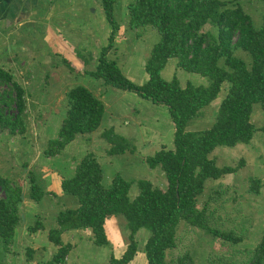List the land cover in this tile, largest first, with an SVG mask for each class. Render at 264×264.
<instances>
[{"label":"trees","instance_id":"trees-1","mask_svg":"<svg viewBox=\"0 0 264 264\" xmlns=\"http://www.w3.org/2000/svg\"><path fill=\"white\" fill-rule=\"evenodd\" d=\"M96 1L101 2L111 31L95 68L86 71L103 79L106 85L135 92L155 104L167 106L175 128L174 145L145 158L151 168L161 167L167 183L159 186L151 180L129 181L116 175L111 184L106 185L96 154L85 153L76 160L74 174L62 180L64 194L75 201L76 206L66 204L59 210L56 225L47 230L55 250L41 263L67 264L73 244L64 242L62 235L70 230H91L95 245L110 248L111 264H130L140 250L145 254L146 264H196L190 251L169 263L166 259L167 250L177 246L182 222L232 244L243 242L244 233L221 229L214 224L216 209H210L208 202L221 195L211 194L203 207L199 205L208 179L219 181L227 174L236 173L245 162L241 159L237 166H219L211 156L213 151L219 146L250 144L256 131L264 132V118L260 125L253 120L256 104L264 111V12L257 22L239 2L230 0H128L126 27L137 30V36L146 28L160 34L146 60L148 79L138 84L123 72L112 56L117 49L121 26L115 14L119 0ZM207 26L210 28L206 29ZM171 58H177V68L208 78L207 85L191 81L184 84L177 76L171 80L164 78L162 71ZM83 60L89 63L88 59ZM223 89L226 94L214 123L203 130H189L190 123L205 115L204 108L214 104ZM28 107L26 88L10 69L0 66V134L27 133ZM105 109L103 100L87 86L70 88L66 92V112L58 135L48 141L45 155L55 157L79 135L96 131L102 124ZM101 136L111 145L109 155L136 151L135 145L131 146L113 128L104 130ZM28 175L29 198L39 203L50 193L36 173L31 170ZM252 181L249 190L258 194L262 182L260 179ZM134 183L139 191L132 196L130 190ZM0 188L3 191L0 196V264H8L9 255L14 253L17 228L24 222L21 205L26 194L21 185L1 173ZM216 202L223 205V201ZM38 217L34 225L28 226L30 233L46 229ZM112 217L123 219L128 230L129 243L120 256L106 233V222ZM142 228L148 229L150 235L140 249L136 236ZM250 252L247 264H264V233ZM26 258L28 262L36 259L33 248L27 249ZM221 263L229 264L221 259L207 264Z\"/></svg>","mask_w":264,"mask_h":264},{"label":"rangeland","instance_id":"rangeland-1","mask_svg":"<svg viewBox=\"0 0 264 264\" xmlns=\"http://www.w3.org/2000/svg\"><path fill=\"white\" fill-rule=\"evenodd\" d=\"M71 1L58 0L54 11L58 14L49 11L45 4L39 5L38 11L40 15L47 14L46 20L38 17L35 22L24 24L20 32L14 28L12 31L16 36L21 33L20 38H0V60L3 58L0 63L3 61L2 64L10 68L16 79L26 88L29 105L27 133L11 135L5 132L0 135V159L2 156L7 157L4 161L0 160V173L21 185L26 194L21 205L24 222H20L21 226L13 245L15 254L9 255L8 264H29L31 261H24L28 248L34 249L36 259L49 257L55 250L54 244L48 239L47 230L56 225L55 216L64 207V201L55 198L57 193L51 189L52 185L51 188L48 186L50 190L47 187L50 193L48 197L42 198L39 203L29 198V171L32 170L39 176L43 187L45 184L42 177L47 181L50 179L49 184L60 181L62 186V176L72 166L75 167L76 160L87 152H94L102 164L106 185L111 184L116 175H121L129 181L151 180L159 186L167 183L161 167L151 168L145 160L161 148H172L174 145L175 128L167 106L155 104L135 92L106 85L103 79L87 73L86 70L95 68L101 48L108 44L111 29L101 2L78 0L72 7L65 9L63 5ZM230 1L239 2L257 22L260 21L264 12L263 0ZM127 2L128 0H119L115 6V14L121 26L117 49L112 56L130 79L143 84L148 79L146 60L153 46L159 41L160 34L153 28H146L137 36V30L127 28ZM61 10L63 14L60 13ZM47 11L49 13H46ZM208 28L210 26L206 29ZM3 40L6 45H3ZM241 55L248 59L246 53L242 52ZM12 58L17 59L15 65L20 69L9 67V64L13 63ZM83 59H88L89 63L86 64ZM162 75L167 80L177 76L184 84L191 81L194 84L207 85L209 82L208 78L200 74L177 68V58L169 59ZM77 85L87 86L107 104L102 124L92 133L79 135L59 157H47L44 152L48 141L58 135L65 116L66 92ZM225 94L226 90L223 89L214 104L204 108L207 110L205 115L192 121L188 129L203 130L210 127L215 121L216 112ZM260 107L259 104L254 106L256 112L253 120L258 125L264 118V111ZM56 108L59 109L58 112ZM110 128L125 137L131 146L135 145L136 151L132 153L127 150L123 154L109 155L107 151L111 145L101 136V132ZM211 156L217 160L219 166H237L241 159L245 161L236 173L227 174L219 181L208 179L199 205L203 207L211 194L221 195L217 200L208 202L210 209H216L214 224L221 229L244 233V241L232 244L182 222L178 228L177 246L167 250L168 263L190 251L196 264L218 262L220 259L229 264H247L250 250L259 243L264 233V132L256 131L250 144L219 146ZM6 169L9 174L5 173ZM253 179H260L262 182L258 194L249 190ZM138 191L139 188L134 183L130 194L135 196ZM0 195H3L1 188ZM64 197L69 196L64 194ZM216 201H223V205ZM47 210L49 211L43 219L42 215ZM38 216L46 229L30 233L27 228L35 224ZM110 223V229L109 224L107 227L110 241L120 256L129 243L128 230L121 218ZM85 232L74 231L65 235L66 241L81 240L80 246L70 253L69 264H111L110 248L90 242L89 235ZM149 235L150 231L146 228L138 231L136 237L140 249L144 248ZM144 255L140 253L135 262L130 264H143ZM30 264L40 262L33 260Z\"/></svg>","mask_w":264,"mask_h":264},{"label":"crops","instance_id":"crops-1","mask_svg":"<svg viewBox=\"0 0 264 264\" xmlns=\"http://www.w3.org/2000/svg\"><path fill=\"white\" fill-rule=\"evenodd\" d=\"M78 2V0H72L71 2H66L63 6H64V8L65 9H67L69 6L70 7H72L73 5H74V2ZM57 2H58V0H0V38H8V37H19L20 38V36H21V33H19L17 36L14 34V31H12V30H14V28H16V29H18L19 30V32H20V29H21V27H23V26H25L24 24H26V23H33V22H35L37 19H38V17H40V19H42V20H46V15L45 14H43V15H40V13H39V11H38V6L39 5H41V4H45L46 6H48V9H49V11H53V13H57L58 14V12H54L55 11V9H56V4H57ZM55 6V7H54ZM62 12V10L60 11V13ZM46 13H49L48 11L46 12ZM75 13V12H74ZM56 14V15H57ZM61 14H63V13H61ZM45 15V16H44ZM88 20H89V17H88ZM109 36V35H108ZM68 39V38H67ZM19 40V39H18ZM70 40V39H69ZM3 45H6V41L5 40H3ZM70 42H72L73 43V41H71L70 40ZM117 42H118V39H117ZM52 44V43H51ZM53 46V45H52ZM63 48V47H62ZM74 49H75V46L73 47ZM18 48H16V50H17ZM68 51V50H67ZM59 52H62V51H60L59 50ZM69 52V51H68ZM76 52V51H75ZM72 53V52H71ZM3 59V58H2ZM1 59V60H2ZM1 60H0V62H1ZM70 60V59H69ZM15 61H17V59H15V58H12L11 59V62H13V63H10L9 64V67H15L16 69H20L17 65H15ZM71 61V60H70ZM2 63H3V61H2ZM2 63H0V66H4L5 67V64H2ZM7 69H10V68H7ZM105 105H107V104H105ZM51 111L53 112L54 110H53V107L51 108ZM56 111L58 112L59 111V109L58 108H56ZM66 111V110H65ZM3 134V133H2ZM2 134H0V135H2ZM77 140V139H76ZM75 140V141H76ZM74 141V142H75ZM73 143V142H72ZM71 143V144H72ZM238 146V145H237ZM60 155V154H59ZM59 155H57V157H59ZM3 158H1L0 160H2V161H4L5 159H7V157H5V156H2ZM73 162V161H72ZM75 162V161H74ZM76 164H77V162H75ZM7 164H9L8 162H7ZM34 164V163H33ZM76 164L74 165V166H76ZM102 165V164H101ZM13 172V171H12ZM11 172V173H12ZM74 172H75V167L73 168V166H72V168H70L69 169V171L68 172H65L63 175L64 176H62V179H64V177H71L73 174H74ZM6 174H9V170H7L6 169V172H5ZM10 177H11V174H10ZM12 179V178H11ZM42 181H44L43 183L45 184V186H44V189L46 190V191H48L47 190V187L49 186H51L52 185V188L51 189H53V191L55 192V193H57V195L55 196V198L56 199H62L63 201H64V207L66 206V204H67V206H76V203H75V201H73L72 199H70L69 197H64V192H62L63 190H62V186H61V184H60V181L57 183V181H54L55 183L54 184H49L50 183V179H48V181H47V179L45 178V177H42ZM104 180V179H103ZM62 182V181H61ZM49 184V185H48ZM54 186V187H53ZM48 187V188H49ZM50 188H49V190H50ZM47 195H49V194H47ZM47 195H45V197H43V199L44 198H47L48 196ZM0 196H2V195H0ZM64 207H62V208H64ZM61 208V209H62ZM48 211L49 210H47V211H45L44 213H43V215H42V217H43V219H44V217H45V215L48 213ZM29 212H31V211H29ZM58 213H59V211H58ZM58 213H57V215H58ZM31 214H33V213H31ZM57 215L55 216V217H57ZM50 217V216H49ZM116 219H118V218H116V217H112V218H110L109 220H107V222H106V233H107V235H108V238L110 239L111 237L109 236V232L107 231V227H108V224H109V229H110V225H111V221L112 220H116ZM46 227V226H45ZM49 226H47V228H48ZM19 228L20 227H18L17 228V232H16V238H17V235H18V231H19ZM27 230H28V228H27ZM82 232V233H84L85 231H87V232H85L86 234H88L89 236H88V238H89V240H90V242H92V240H91V230H82V229H80V230H70V231H67V232H64V234L62 235L63 236V240H64V238H65V235L69 232V233H71V232ZM80 241L81 240H78V241H74V240H69V241H66V240H64V242H71L72 244H73V248H72V250H71V252L74 250V249H77L79 246H80ZM82 241H84L83 239H82ZM53 244V243H52ZM70 252V253H71ZM140 253H142V252H140ZM139 253V254H140ZM15 253H13V254H11V256H13ZM139 254L137 255V257L139 256ZM10 256V257H11ZM51 257V255L49 256V257H46V258H44V259H42V258H40V259H35V261H37V262H40V264H42L41 262H43L44 260H48L49 258ZM136 257V258H137ZM36 258V257H35ZM10 259V258H9ZM136 260V259H135ZM135 260L133 261V262H135ZM24 261H26V262H28L27 261V258H26V255H25V259H24ZM8 262H9V260H8ZM33 262V260L30 262V263H32ZM69 262H71V257H70V255H69V257H68V262H67V264H69ZM133 262H131V263H133ZM29 263V264H30ZM142 263L143 264H146V259H145V257L143 258V261H142Z\"/></svg>","mask_w":264,"mask_h":264}]
</instances>
